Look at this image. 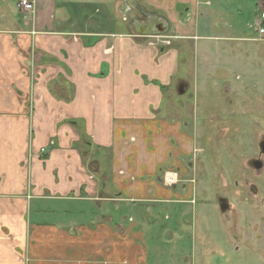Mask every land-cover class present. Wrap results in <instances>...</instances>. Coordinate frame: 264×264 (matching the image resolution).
Masks as SVG:
<instances>
[{
  "label": "crops",
  "instance_id": "0c3cea01",
  "mask_svg": "<svg viewBox=\"0 0 264 264\" xmlns=\"http://www.w3.org/2000/svg\"><path fill=\"white\" fill-rule=\"evenodd\" d=\"M96 1L34 0L23 19L17 0H0V264L196 256L183 232L189 209L172 205L173 190L120 176L125 164L157 158L140 156V142L124 144L125 132L156 129L174 65L126 38L110 0H98L102 16L92 21ZM68 2L81 17L77 30Z\"/></svg>",
  "mask_w": 264,
  "mask_h": 264
},
{
  "label": "rangeland",
  "instance_id": "374dc122",
  "mask_svg": "<svg viewBox=\"0 0 264 264\" xmlns=\"http://www.w3.org/2000/svg\"><path fill=\"white\" fill-rule=\"evenodd\" d=\"M257 1L109 2L127 39L153 49L157 64L171 59L174 65L172 82L162 90L156 129L133 125L125 132L124 144L140 142V156L157 158L138 160L139 167L125 164L120 176L124 185L172 189V205L189 209L184 218L189 230L183 232L194 241L196 256L186 264H264V155L257 147L264 140V40L253 37ZM70 2L67 22L77 30L81 17ZM90 6L91 20L97 21L101 3ZM148 13L166 24L165 32L136 34L133 22H144ZM180 83L186 85L181 95ZM151 165L149 179L143 170ZM154 195L149 198L158 199ZM219 198L228 205L225 212Z\"/></svg>",
  "mask_w": 264,
  "mask_h": 264
},
{
  "label": "built area",
  "instance_id": "2783aa9c",
  "mask_svg": "<svg viewBox=\"0 0 264 264\" xmlns=\"http://www.w3.org/2000/svg\"><path fill=\"white\" fill-rule=\"evenodd\" d=\"M16 9L25 15L32 14L34 12V0H17ZM252 29L254 39L264 40V0H258L255 3Z\"/></svg>",
  "mask_w": 264,
  "mask_h": 264
},
{
  "label": "flooded vegetation",
  "instance_id": "af4514ba",
  "mask_svg": "<svg viewBox=\"0 0 264 264\" xmlns=\"http://www.w3.org/2000/svg\"><path fill=\"white\" fill-rule=\"evenodd\" d=\"M145 18L146 19L144 22H137V21L133 22L134 31L137 32L139 35H150L154 33H159L163 26L159 22L160 19L151 13L146 14ZM179 85L180 84H178L177 89ZM257 147H258V151L260 152L261 156L264 155V142H259ZM250 163L252 164L253 167L262 168V164L259 161H253Z\"/></svg>",
  "mask_w": 264,
  "mask_h": 264
},
{
  "label": "water",
  "instance_id": "95a60500",
  "mask_svg": "<svg viewBox=\"0 0 264 264\" xmlns=\"http://www.w3.org/2000/svg\"><path fill=\"white\" fill-rule=\"evenodd\" d=\"M162 30L160 31V33L165 32L166 30V24L162 26ZM186 87V85L184 83H180L179 87H178V93L181 95L184 92V88ZM264 142V141H263ZM219 204V209L221 212H225L226 210H228V205L226 204V201L222 198H219L218 200Z\"/></svg>",
  "mask_w": 264,
  "mask_h": 264
}]
</instances>
